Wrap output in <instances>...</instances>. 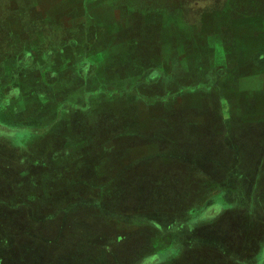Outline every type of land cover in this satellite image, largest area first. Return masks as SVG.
<instances>
[{"label": "crops", "instance_id": "1", "mask_svg": "<svg viewBox=\"0 0 264 264\" xmlns=\"http://www.w3.org/2000/svg\"><path fill=\"white\" fill-rule=\"evenodd\" d=\"M11 1L13 7L0 10V38L7 37L6 42H0L3 46L0 51V105L3 106L0 114L7 113L8 116L17 111L15 106L18 103L30 96L25 92V86L40 66L43 69L40 77H34L46 81L62 80V67L74 58L78 65H87L83 71L80 66L75 71L72 68L77 79L82 77L88 81L103 82L101 84L116 79L139 80L146 68L138 55L142 50L138 45L142 28L148 30L151 27L155 35L150 46L155 59L152 68L162 69V72H166L162 66L167 64L160 65V55L176 57L179 55L175 53L177 48L185 46L190 35L179 33L182 26L177 16L191 8L177 0H35L34 6L33 0H23L18 6L15 0ZM225 3L217 0L212 6L199 8L198 32L194 33L196 40L191 38L199 48L200 58L195 64L198 70L196 68L197 72L191 76L184 73L176 75L173 80L179 77L184 81H198L199 92L196 95L200 96L199 101L185 105H180L178 101L168 103L164 109L149 112L153 120L145 122L141 119L145 108L138 106V99L144 95H138L141 93H137L133 86L125 92L134 95L135 102L123 104L119 121L111 122L106 116L102 123H97L105 129L106 135H113L112 131L116 128L133 129L125 140H128L126 144L136 145V154L128 156V152L121 150L119 153L124 155H120L119 159L146 161L159 154L167 157L161 161L151 159V162H157L154 170H166L162 176L167 179L158 176L155 181L174 182V193L155 190L152 199L168 201L172 207L186 205L188 198L198 194L199 187L193 184L198 181L192 176L193 165L206 169L212 176L220 175L218 165L225 160H234L239 150H243V145L247 146L244 152L248 160L256 159L257 167H251V163L247 164L245 160L242 162L245 168L254 170L255 178H258L264 165V162L261 163L264 152L260 146L264 144V11L257 8L258 11L243 14ZM50 30L70 32L71 40L68 43L55 42L46 34ZM80 32L81 40L77 35ZM43 38L48 39L45 43L48 46L43 43ZM36 39H41L39 44L43 43L47 50L51 47L61 49L65 43L67 46L60 51L52 49L53 53L48 54L32 43ZM35 47V52H31ZM69 49L73 57H70ZM171 59L174 60L173 57ZM162 63L166 61L163 59ZM129 67L132 71L128 70ZM176 86L175 82H170L168 93H176ZM14 87H18L17 94L10 97L8 93ZM102 87V94L98 91L94 94L111 95V88L104 85L99 88ZM163 90L153 87L152 92L161 94ZM22 95L24 98H21ZM190 95L184 99L193 98L195 94ZM145 105L146 108L153 106ZM124 111L133 112L136 120L123 122L121 115ZM193 111H200V116ZM213 117L217 119L213 120ZM169 119L171 122L163 124ZM254 142L257 147L251 150L248 145ZM182 143L185 148L173 149V146ZM161 146H168L169 151L162 152ZM166 160L169 161L167 164ZM172 160H184L185 164L176 163L175 169H171L175 163ZM244 172L241 169L239 181L245 178ZM187 182V186L191 185L193 189L184 188ZM228 182L234 185L236 179ZM163 196L166 198L163 199ZM228 197H231L230 200H227ZM224 199L214 201L197 216L154 220L148 248L153 256L161 257L156 263L161 264L167 257L171 264H248L257 260L264 250V191L256 193V184L255 191L244 186L241 193L233 191ZM223 201L225 206L229 203L240 205L242 209L224 216L218 224L206 230L205 234H211L210 237L195 233V225L199 221L205 224L208 218L211 221ZM166 223L167 229L164 228ZM164 240L162 249L170 252L168 256L158 255Z\"/></svg>", "mask_w": 264, "mask_h": 264}, {"label": "rangeland", "instance_id": "2", "mask_svg": "<svg viewBox=\"0 0 264 264\" xmlns=\"http://www.w3.org/2000/svg\"><path fill=\"white\" fill-rule=\"evenodd\" d=\"M178 1L191 10H197L212 6L217 0ZM220 1L235 9L248 10L242 7L248 0ZM46 34L55 42L67 43L72 35L70 32L52 30ZM77 35L81 40L82 32ZM190 38L196 40L193 32ZM146 39L151 41L152 38L149 35ZM40 40H33L32 43L48 54L67 46L65 43L61 49L51 47L47 50L43 43H47L48 39L43 38V43L39 44ZM35 49L31 52H35ZM1 50L3 46H0ZM68 51L73 57L70 49ZM165 52H168L167 49ZM178 52L184 54L177 49L175 53ZM37 59L41 61L40 56ZM65 64L61 69L64 75L62 80L46 81L33 76L25 86V92L30 96L15 106L17 111L12 116L0 114V264H157L161 257L153 256L148 248L154 220L197 216L214 201L225 200L229 193H241L244 186L255 191L256 184V193L264 191V165L258 178H255L254 170L245 168L242 162L245 160L247 164L251 163V167H257L256 159L248 160L244 152L247 146L243 145V150H239L234 160H225L218 165L220 175L212 176L206 169L192 166V176L198 180L193 184L199 188L198 194L188 198L186 205L172 207L168 201H153L155 190L173 193L175 190L172 181H155L158 176L165 179L162 173H166V170H154L157 162H151V159L161 161L167 157L159 154L146 161L119 159L120 155H124L119 153L121 150L128 152V156L136 154V145L126 144L128 140H125L133 129L116 128L112 131L113 135L107 134L104 138H97L92 133L97 123L106 116L117 123L123 104L135 102L134 95H127L125 91L134 86L136 92L141 93L142 87H146L142 82L147 81L144 78L128 81L116 79L101 84V81H88L82 77L77 79L74 76L73 69L75 71L80 66L76 58ZM41 71L40 66L36 77H40ZM100 85L111 88V95H95V91L102 94L103 87L99 88ZM121 91L123 93H119ZM141 98L145 104H151L149 97ZM0 108L3 106L0 105ZM193 114L200 116L201 112L193 111ZM121 117L123 122L136 120L133 112L124 111ZM150 117L148 115L149 120ZM166 121L163 124H168L171 119ZM145 131L151 132L150 129ZM121 141L125 144H120ZM260 146L264 152V144ZM167 147L161 146L160 149L166 152L169 151ZM248 147L253 150L257 145L254 142ZM183 148L184 143L173 146L174 150ZM168 162L165 161L166 164ZM172 162L175 163L171 169H175V164H183L184 160ZM241 169L246 171V175L239 181ZM232 178L236 179L234 185L228 182ZM187 185L188 182L184 188L193 189ZM225 204V201L219 204L221 206L216 208V216L211 221L210 218L204 221L205 224L199 221L193 231L210 237L211 234H205L206 230L218 224L224 216L242 209L240 205ZM166 224L165 229L168 227ZM165 242L161 243L160 256L170 253L162 249ZM161 264L171 263L167 257Z\"/></svg>", "mask_w": 264, "mask_h": 264}, {"label": "flooded vegetation", "instance_id": "3", "mask_svg": "<svg viewBox=\"0 0 264 264\" xmlns=\"http://www.w3.org/2000/svg\"><path fill=\"white\" fill-rule=\"evenodd\" d=\"M0 1H1V3H0V10L1 11L4 8H8L11 6L13 7V1H11V0H5V1L0 0ZM15 1L19 5L22 3L23 0H15ZM245 3H246V5H242V7L248 8V10L236 8L237 11H239L240 13H243V14H245L247 12L258 11L257 8H259L262 12L264 11V0H248ZM198 10L199 9H197V11L190 9V10L185 11L184 13L178 14L177 20L179 22V25L182 26V29H179L181 31L179 33L183 32V35L186 33H187V36L189 34L190 35L188 36L189 39H186L185 46L181 45L180 47L177 48V49L181 50L184 54H180L178 52L177 54H179V55H176V57L170 55L171 57L174 58V60H172L171 57L169 58V56L167 57V56L160 55V59H161L160 65H161L163 59L167 62L166 66L161 65L162 67H164L166 72H162V69L159 71V69H157V68H154V69L152 68L153 63H154L153 61H155V59L151 54L150 46H151V41L153 39H155L154 38L155 35L152 34L151 27L148 30H145L144 28H142L141 32L138 35L140 39H138L139 42L138 41L137 42H138V45L141 46V48H142V50L139 52L138 55H139L140 60L143 62V65L146 67L145 71L143 73L142 79L144 78V80L147 81V82H142V84L146 87H142L143 91L141 92V95H144L143 97H145V98L149 97L148 99H149L150 103L153 105L152 107H154V108H152V107L146 108L147 105H145L143 98L140 97L138 99V106L140 108H145L143 113H142L143 117H141V119H143L144 121H149L148 115H151L150 120H153L152 114L149 112L156 111V110L162 109V108L164 109V107H166V104H168V103H174V102L178 101L179 104L181 103V104L185 105V104H189V103H195V102L200 100V98H199L200 96L196 95V93L199 92V87H198L199 85L197 84L198 81H194V80L193 81H190V80L184 81L185 79L179 78V77L175 81H173L174 78H176V75L180 76V74L184 73L185 75L191 76V74L197 72V70H198V68L196 67L195 64L199 61V58H200L199 48L195 45V43L190 38L192 32H193V34L195 32H198V26H199L198 25V21H199ZM184 22H187V24H185ZM140 34H143L145 36L141 37ZM149 35L152 38L151 41L146 39ZM183 35H182V37H183ZM193 36H195V34ZM6 38L1 37L0 42H4L6 40ZM182 44H184V42ZM195 52H197V54L193 55V54H195ZM192 56H194L195 58H193ZM184 62L186 63L185 66H187V68H184L185 67ZM212 62H213V60H212ZM155 63H157V62H155ZM85 68H87V65L83 64V65H81L80 70L83 71V70H85ZM196 68H197V70H196ZM128 70L132 71L131 67H129ZM34 76H36V75H34ZM164 80H166V81L163 84ZM170 82L176 83V85H177L176 86V88H177L176 93H170V94L168 93L167 86ZM153 87H158L161 89L164 88V90H163V92H161V94H159V93L153 94V92H152ZM145 90L147 91V93H145L146 92ZM16 91H18V87L12 88L10 90V92H12V93L11 94H10V92L8 93L9 96L16 93ZM190 94H195L196 96L194 95L193 98L184 99V97L191 96ZM154 95H161V96H154ZM185 95H187V96H185ZM164 98H167V99H164ZM160 99H162L161 103H160V101H161ZM179 99H180V101H179ZM168 100H169V102H168ZM163 101H165V103H163ZM132 103H134V102H132ZM92 133L97 138L106 137L105 129L101 125H98L96 127L95 131H93ZM57 138H59L61 140L60 137H57ZM156 170H159V168H157ZM146 173H148V172H146ZM165 179H167V177ZM255 260L249 261L248 264L264 263V250L261 253V255L257 258V260L256 261Z\"/></svg>", "mask_w": 264, "mask_h": 264}]
</instances>
